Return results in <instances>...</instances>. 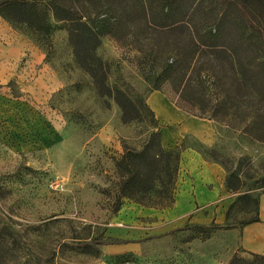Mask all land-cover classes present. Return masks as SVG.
Wrapping results in <instances>:
<instances>
[{
	"label": "rangeland",
	"instance_id": "1",
	"mask_svg": "<svg viewBox=\"0 0 264 264\" xmlns=\"http://www.w3.org/2000/svg\"><path fill=\"white\" fill-rule=\"evenodd\" d=\"M213 5L206 0L198 11H227ZM48 16L45 36L0 13V264H264L240 239V223L254 215V187L264 178V143L241 132L251 101L236 99L235 111L219 106L225 87L215 82H231L222 71L228 66L206 54L186 23L161 27L151 14L127 23L122 14L123 25L100 37L101 67L88 72L75 60L66 24ZM236 82L228 90L264 87L239 86L238 76ZM158 90L215 125L214 147L188 136L180 146L218 163L234 200L232 189L252 190L232 210V229L183 230L211 221L171 229L147 211L172 203L152 205V192L142 203L121 194L117 161L125 150L158 156L155 131L164 149L175 148L164 134L172 127L160 125L146 103ZM134 166L149 167L144 158ZM211 210L214 223L224 226L222 209Z\"/></svg>",
	"mask_w": 264,
	"mask_h": 264
},
{
	"label": "trees",
	"instance_id": "2",
	"mask_svg": "<svg viewBox=\"0 0 264 264\" xmlns=\"http://www.w3.org/2000/svg\"><path fill=\"white\" fill-rule=\"evenodd\" d=\"M97 1V6L94 7L92 0H0V13L6 14V17L13 21L26 23L28 30L45 36L51 32L49 13L55 20L65 23L75 60L88 72L101 67V60L95 55L100 37L115 33L123 25L122 14L127 23L148 18L150 14L151 19L153 15L157 16L161 27L186 23L190 28L191 38L194 32L206 45V54L228 66L222 71L229 74L231 82L224 84L220 77L218 82H215L218 83L215 85L225 87L219 99V106L224 108L223 111H227L228 107L235 111L236 99L246 97L251 101L253 111L249 106L251 114L244 115L247 118L242 122L241 132L250 139L264 143V87L255 88V91L250 93H242L239 89L228 90L237 84V76L239 86L246 85L249 81L264 85V0H216V5H225L224 9L227 10L220 13H216L211 7H208V12L201 10L199 13V8L206 0ZM90 8L92 11H89ZM208 75L211 77L209 73ZM150 135L158 147L159 155H154L149 150H125L124 155L117 161V167L124 173L119 181L120 192L139 203L150 198L147 194L152 192L155 194L152 205L167 206L174 202L181 150L176 146L173 149H164L160 145V131ZM138 158L147 161V171H141L134 166ZM236 180L238 181V178ZM258 182L260 184L254 187L256 193L252 200L254 215L241 222L242 226L259 221L258 198L261 193L264 194V178ZM156 186L159 189L153 190ZM238 189L239 186L232 189L238 195L226 208L224 226L213 221L209 227L190 223L186 224L183 230L194 227L200 232L209 233L216 229H232L234 225L228 224L227 220L236 203L239 199L251 198L252 190ZM252 255L264 263L263 254Z\"/></svg>",
	"mask_w": 264,
	"mask_h": 264
},
{
	"label": "crops",
	"instance_id": "3",
	"mask_svg": "<svg viewBox=\"0 0 264 264\" xmlns=\"http://www.w3.org/2000/svg\"><path fill=\"white\" fill-rule=\"evenodd\" d=\"M146 103L153 111L160 125L172 129L164 132L166 140L172 141L170 146L180 147L179 168L177 171L174 202L170 207L156 211H147L157 216L168 228L174 229L184 222L208 223L213 221V209H222L218 215L220 222L225 219V208L234 200V194L228 193L224 186L225 170L197 149L189 146L181 147L185 136L193 137L201 145L214 147L218 135L214 123L207 118L187 114L172 104L159 90L146 97ZM182 138V139H181ZM259 221L244 225L240 229L242 248L250 254H264V194L258 198ZM214 222V221H213Z\"/></svg>",
	"mask_w": 264,
	"mask_h": 264
}]
</instances>
